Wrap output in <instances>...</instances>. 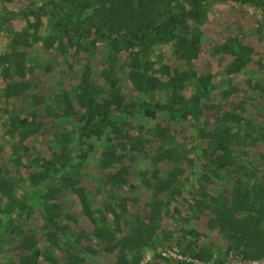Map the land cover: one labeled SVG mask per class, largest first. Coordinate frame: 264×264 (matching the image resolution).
Wrapping results in <instances>:
<instances>
[{"label": "trees", "instance_id": "obj_1", "mask_svg": "<svg viewBox=\"0 0 264 264\" xmlns=\"http://www.w3.org/2000/svg\"><path fill=\"white\" fill-rule=\"evenodd\" d=\"M252 37L264 0H0V264L264 258Z\"/></svg>", "mask_w": 264, "mask_h": 264}, {"label": "rangeland", "instance_id": "obj_2", "mask_svg": "<svg viewBox=\"0 0 264 264\" xmlns=\"http://www.w3.org/2000/svg\"><path fill=\"white\" fill-rule=\"evenodd\" d=\"M216 10L218 12L217 16L207 28L206 36L208 38V49L215 40L221 39L224 36V28H226L227 24L234 19L243 22V26L247 30V34H249V36L251 35L252 32L250 26L255 22L256 19L254 16V12L250 11L247 14H242L238 10H232L223 5H218L216 7ZM256 38L258 37L256 36ZM256 38L252 37V39L249 38V40L250 43L255 45L256 51H258L261 48H264V45L262 43L259 44ZM45 60L46 58H43V61ZM201 67H203L204 69H216V65L210 66L208 63H204L203 65L201 64ZM36 79L39 80V75L36 77ZM152 255L153 254H149L146 257H151Z\"/></svg>", "mask_w": 264, "mask_h": 264}, {"label": "built area", "instance_id": "obj_3", "mask_svg": "<svg viewBox=\"0 0 264 264\" xmlns=\"http://www.w3.org/2000/svg\"><path fill=\"white\" fill-rule=\"evenodd\" d=\"M162 257L167 260L173 261L179 264H264V258L262 259H248L241 252L231 250L223 258L220 256H215L211 261L205 262L200 259L191 257L190 255H185L182 251L174 247L168 251L161 252ZM151 257H146L142 260L140 264H147Z\"/></svg>", "mask_w": 264, "mask_h": 264}]
</instances>
